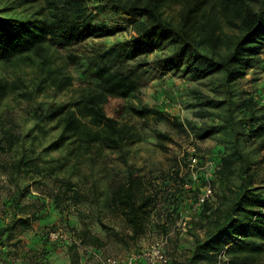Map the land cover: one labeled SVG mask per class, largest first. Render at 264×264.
<instances>
[{
  "label": "trees",
  "instance_id": "obj_1",
  "mask_svg": "<svg viewBox=\"0 0 264 264\" xmlns=\"http://www.w3.org/2000/svg\"><path fill=\"white\" fill-rule=\"evenodd\" d=\"M37 1L22 0L30 7L20 10L0 8V62L22 55L49 71L47 52L57 49L71 67L80 68L79 83L99 82L103 89L59 113L36 111L28 129L0 114V174L11 186L2 203L9 217L0 220V247L51 210L86 219L80 228L68 226L90 246L102 248L110 237L136 246L151 232L168 236L169 264H264V99L244 87L249 72L264 67V0H42L33 9ZM172 2L180 5L176 23L163 16ZM126 31V38L105 41ZM153 52L162 53L138 66L150 64L156 72L179 74L204 87L192 90L189 105L200 121H185L197 165L190 168L187 152L156 176L127 167L109 193L86 185L82 157L97 147L124 153L140 141L134 126L120 122L140 78L136 67L126 65ZM4 98L0 86V109ZM129 109L140 118H164L163 111L146 105ZM155 134L169 140L161 131ZM210 138L214 147L198 145ZM207 180L214 197L192 213ZM179 221L191 245L174 241L170 256V234ZM55 248L46 236L34 251L35 264ZM68 248L76 253V245Z\"/></svg>",
  "mask_w": 264,
  "mask_h": 264
},
{
  "label": "rangeland",
  "instance_id": "obj_2",
  "mask_svg": "<svg viewBox=\"0 0 264 264\" xmlns=\"http://www.w3.org/2000/svg\"><path fill=\"white\" fill-rule=\"evenodd\" d=\"M41 3L42 0H38L32 6L33 9L40 7ZM20 6H22V0H0V8L10 7L20 10V8L30 7V5ZM179 10L178 2L169 3L163 8V16L176 23ZM222 31L225 32L226 28L223 27ZM126 37H128L127 31L107 38L105 41L113 43ZM161 53L153 52L145 60L138 58L136 61L128 63L126 67H136V74L140 75L136 96L128 100L129 107L146 105L153 109H159L164 112V118L162 120H157L154 116L140 118L135 116L128 107L120 118V122L126 127L134 126L140 141L129 146L124 153L97 147L96 150L82 157L79 160L80 176L84 177V181H87L86 185L94 183L109 193L114 189L116 182L123 177L127 167H132L136 173L146 177L156 176L163 171L170 170L175 161L182 159L183 155L188 152L193 138L187 131L185 121H200L195 117V109L189 106L193 101L192 90L204 89V87L200 82L189 81L179 74L156 72L150 64L138 66L150 63ZM262 57L264 58V55ZM47 60L49 71L41 70L30 59L22 55L6 62H0V86L5 94L0 114L2 113L4 117H12L21 129L30 127V120L36 111L43 113L47 109H52L59 113L65 108L85 102L92 92L103 89L99 82L90 86L79 83L75 77L78 76L77 70L80 68L71 67L64 52L50 49L47 52ZM251 79L256 81L247 83ZM244 87L248 90H258L257 98L264 99V67L250 71L246 76ZM156 131L166 134L169 140L158 139ZM198 145L208 150L216 145V141L210 138L199 142ZM2 162H4V158L0 157V163ZM10 187L6 177L0 174L1 223L8 221L9 215L3 213L2 203L6 199ZM31 191L34 194L38 193L34 192L32 188ZM47 213L46 219L35 222L31 230L25 232L16 230L15 237L11 241H5V246L0 247V262L14 264L19 260V264H35L36 254L34 251H40L42 242L47 236L49 242L54 243L56 248L48 252L41 264H73V261L75 264H101L86 248L90 245L83 242L77 245L73 242L76 237L69 226L74 224L80 228L82 224H85L86 219H80L75 213L66 216L57 215L51 210H48ZM176 224L170 234L171 242L168 247L170 256L174 241L180 247H190L191 245L188 235L182 237V233H187V231H179L177 228L179 226L176 227ZM91 227L95 229L97 226L93 224ZM51 232L64 234L66 238L59 237L52 240L49 237ZM100 235L104 237L102 234ZM159 238L157 233L149 232L141 238L136 246L127 247L115 237H110L104 247H92L96 248L101 255L123 259L138 249L148 247ZM72 244L77 247L76 253H74L77 255L76 259L72 258L74 254L69 252L68 247ZM177 253L179 256L180 252Z\"/></svg>",
  "mask_w": 264,
  "mask_h": 264
},
{
  "label": "built area",
  "instance_id": "obj_3",
  "mask_svg": "<svg viewBox=\"0 0 264 264\" xmlns=\"http://www.w3.org/2000/svg\"><path fill=\"white\" fill-rule=\"evenodd\" d=\"M188 152L190 153L189 161L190 168H194L197 165V158L194 156L197 151L194 145H190L188 148ZM206 177H210V169L212 168V163L208 162L206 165ZM194 175V173H193ZM215 188L211 184L209 180H207L205 186L202 189L201 194L198 197L197 202L193 205L192 213L199 211L201 205L205 203V201L210 200L214 197ZM178 226L181 227L183 231H186L185 225L182 221L178 222ZM50 239L54 240L57 238H66L64 234H59L55 232L49 233ZM77 245H80L81 241L76 239L73 241ZM168 244V236L160 237L157 241L150 244L148 247L140 249L139 251L132 252L125 256L123 259H118L113 256L101 255L96 248L92 246H87L86 248L101 262V264H138L139 262H143L145 264H169V258L166 254V246ZM224 258V255H222Z\"/></svg>",
  "mask_w": 264,
  "mask_h": 264
},
{
  "label": "crops",
  "instance_id": "obj_4",
  "mask_svg": "<svg viewBox=\"0 0 264 264\" xmlns=\"http://www.w3.org/2000/svg\"><path fill=\"white\" fill-rule=\"evenodd\" d=\"M185 235H187V233L183 232V233H182V237L185 236ZM18 262H19V260H18ZM18 262H17V263H14V264H19ZM0 264H12V263H8V262H0Z\"/></svg>",
  "mask_w": 264,
  "mask_h": 264
}]
</instances>
